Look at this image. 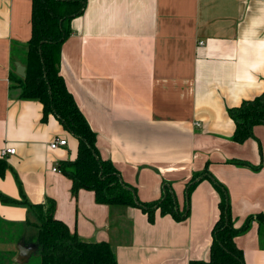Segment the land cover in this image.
I'll use <instances>...</instances> for the list:
<instances>
[{"label": "crops", "instance_id": "crops-1", "mask_svg": "<svg viewBox=\"0 0 264 264\" xmlns=\"http://www.w3.org/2000/svg\"><path fill=\"white\" fill-rule=\"evenodd\" d=\"M32 11L33 0H0V159L16 148L4 157L0 193L18 200L0 197V222L22 228L17 246L36 242L27 202L53 201L56 218L86 240L109 242L118 264L208 260L224 197L216 182L236 227L264 213V123L237 142L229 113L264 92V0H87L69 22L60 73L101 157L143 202L171 189L180 210L189 206L182 220L158 208L151 221L142 208L74 191L61 163L77 157L78 139L53 114L43 121V104L20 98L10 79L16 50L32 36ZM56 137L67 145L52 149ZM235 241L245 264H264V225L254 220ZM17 252L10 264H30L34 255Z\"/></svg>", "mask_w": 264, "mask_h": 264}, {"label": "trees", "instance_id": "trees-1", "mask_svg": "<svg viewBox=\"0 0 264 264\" xmlns=\"http://www.w3.org/2000/svg\"><path fill=\"white\" fill-rule=\"evenodd\" d=\"M86 3L87 0H33L32 36L24 47L16 50L19 55V51L26 48L25 55L19 56L26 66V77L12 72V85L19 88L20 98L38 100L43 104V121L53 114L65 129L77 137V157L61 163L62 172L73 180L75 192L85 188L95 192L98 203L142 208L151 221L158 208L161 214L185 219L190 212L189 206L180 210L171 189L165 188L163 197L156 202H143L138 198L137 190L122 179L114 163L101 157L97 133L60 73L61 47L71 34L69 22L84 12ZM229 113L236 123L233 139L244 142L253 137L254 127L264 123V92L254 99L245 100ZM8 167L7 160L1 158L0 175H4ZM197 182L190 184L188 192ZM216 185L222 189L224 197L220 203V217L213 228L210 258L192 260L190 264H245L243 251L235 238L248 230L254 220L264 225V213L252 215L241 227H236L225 189L218 182ZM0 197L6 202H18L1 193ZM27 204L37 216L35 241L40 245V264H118L109 242L86 240L56 218L53 201Z\"/></svg>", "mask_w": 264, "mask_h": 264}, {"label": "rangeland", "instance_id": "rangeland-1", "mask_svg": "<svg viewBox=\"0 0 264 264\" xmlns=\"http://www.w3.org/2000/svg\"><path fill=\"white\" fill-rule=\"evenodd\" d=\"M25 51L26 48L19 51V56L22 57L23 55H25ZM15 88L18 89V92L20 93L19 88ZM68 132L70 133V135H73L70 131ZM22 234L23 231L21 227H16L13 225L6 226L5 223L0 222V264L13 263L14 259L16 258V254H18L16 242L19 240ZM39 256L40 255L38 253L34 254L29 263H37V261L40 259ZM22 263L28 264L27 262H19L18 264Z\"/></svg>", "mask_w": 264, "mask_h": 264}, {"label": "water", "instance_id": "water-1", "mask_svg": "<svg viewBox=\"0 0 264 264\" xmlns=\"http://www.w3.org/2000/svg\"><path fill=\"white\" fill-rule=\"evenodd\" d=\"M16 72L21 77H26V66L20 61H16ZM17 248L19 250V255L22 258H25L26 261H28L32 257V255L40 251V245L37 242L27 246L26 244H23L22 241H20V244H18Z\"/></svg>", "mask_w": 264, "mask_h": 264}, {"label": "built area", "instance_id": "built-area-1", "mask_svg": "<svg viewBox=\"0 0 264 264\" xmlns=\"http://www.w3.org/2000/svg\"><path fill=\"white\" fill-rule=\"evenodd\" d=\"M201 43H202V42H201ZM67 143H68L67 139L62 138V137H56V138L53 139V141L50 143V147H51L52 149H56V148H59V147H61V146H65V145H67ZM15 151H16V148H12V147H10V148H4V149L2 150V156H3V158H4V157L7 156V154H9V153H15ZM54 170H57V168L55 167Z\"/></svg>", "mask_w": 264, "mask_h": 264}]
</instances>
